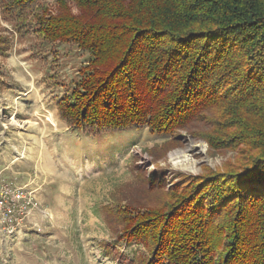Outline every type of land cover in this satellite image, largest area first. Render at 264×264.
<instances>
[{"label": "trees", "instance_id": "trees-1", "mask_svg": "<svg viewBox=\"0 0 264 264\" xmlns=\"http://www.w3.org/2000/svg\"><path fill=\"white\" fill-rule=\"evenodd\" d=\"M14 34L87 55L57 103L74 131L174 137L217 110L205 138L254 152L242 172L201 178L167 211L112 212L127 244L151 250L145 264H264V0H0V60Z\"/></svg>", "mask_w": 264, "mask_h": 264}, {"label": "rangeland", "instance_id": "rangeland-1", "mask_svg": "<svg viewBox=\"0 0 264 264\" xmlns=\"http://www.w3.org/2000/svg\"><path fill=\"white\" fill-rule=\"evenodd\" d=\"M34 43L32 35L18 37L0 60L7 83L0 90V264L149 262L151 250L127 244L112 211H167L189 199L201 178L242 172L254 152L208 142L205 136L218 130L215 109L174 137L145 125L74 131L59 118L57 103L87 55L56 48L55 63L54 54L32 50ZM25 187L35 206L12 201L11 192ZM156 224L154 233L162 228Z\"/></svg>", "mask_w": 264, "mask_h": 264}, {"label": "built area", "instance_id": "built-area-1", "mask_svg": "<svg viewBox=\"0 0 264 264\" xmlns=\"http://www.w3.org/2000/svg\"><path fill=\"white\" fill-rule=\"evenodd\" d=\"M33 192V191H32ZM32 192L30 190H28V188H22V189H18L17 191L14 190L12 191V201H22L23 203L25 199H27V203H25L28 206H35L34 205V201L35 198L32 195ZM34 193V192H33Z\"/></svg>", "mask_w": 264, "mask_h": 264}, {"label": "crops", "instance_id": "crops-1", "mask_svg": "<svg viewBox=\"0 0 264 264\" xmlns=\"http://www.w3.org/2000/svg\"><path fill=\"white\" fill-rule=\"evenodd\" d=\"M14 35H15V34H14ZM17 38H18L17 35H15L14 38H13V39H14V42L17 40ZM59 118H60V117H59Z\"/></svg>", "mask_w": 264, "mask_h": 264}]
</instances>
